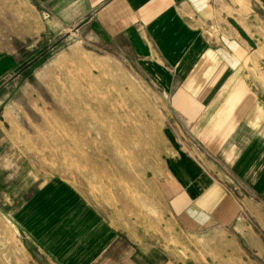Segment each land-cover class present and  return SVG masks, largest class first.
Masks as SVG:
<instances>
[{
	"label": "crops",
	"instance_id": "crops-1",
	"mask_svg": "<svg viewBox=\"0 0 264 264\" xmlns=\"http://www.w3.org/2000/svg\"><path fill=\"white\" fill-rule=\"evenodd\" d=\"M22 2L133 67L158 98L174 146L155 178L172 258L144 249L137 228L55 193L45 201L57 231L36 255L16 243L15 256L13 218L0 211V264H264V0ZM20 216L40 220L30 203Z\"/></svg>",
	"mask_w": 264,
	"mask_h": 264
},
{
	"label": "rangeland",
	"instance_id": "rangeland-1",
	"mask_svg": "<svg viewBox=\"0 0 264 264\" xmlns=\"http://www.w3.org/2000/svg\"><path fill=\"white\" fill-rule=\"evenodd\" d=\"M22 1L0 0V59L7 60L0 78V205L14 204L13 214L9 206H0V211L13 218L15 256H21L16 243L36 255L38 239L53 241L57 222L45 195L52 199L56 193L63 201L85 200L120 228H137L144 249L152 245L159 255L163 252V257L172 258L170 242L164 240L167 218L155 178L168 168L174 146L158 98L133 67L102 47L83 43L71 33H58L50 18L40 17ZM86 59L99 68L81 64ZM69 65L73 74L68 88H76L87 76L92 92L106 97L110 150L117 149L119 155L109 152L103 172L87 168V161L76 167L73 159L60 156L71 145L61 146L53 131L49 111L54 104H41L35 94L43 92L51 74ZM29 203L32 212H40L39 221L33 217L23 222L20 212Z\"/></svg>",
	"mask_w": 264,
	"mask_h": 264
},
{
	"label": "bare ground",
	"instance_id": "bare-ground-1",
	"mask_svg": "<svg viewBox=\"0 0 264 264\" xmlns=\"http://www.w3.org/2000/svg\"><path fill=\"white\" fill-rule=\"evenodd\" d=\"M81 64H88V67L93 68L98 66L88 60ZM72 74L73 67L70 65L51 74L43 92L35 93L38 98L36 99L44 105L47 101L54 104V109L49 111L54 123L53 131L58 134L59 141H62L61 146L64 143L71 145L69 151L61 152L60 156L73 159L76 167L82 166V161H87V168L102 171L104 160L111 151L106 121V97L103 93L92 92L89 87L91 78L87 76L76 88H68L67 83L71 80ZM111 153L119 155L117 149L115 151L113 149Z\"/></svg>",
	"mask_w": 264,
	"mask_h": 264
}]
</instances>
